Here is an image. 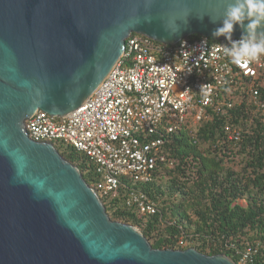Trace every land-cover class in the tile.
<instances>
[{"label":"water","instance_id":"95a60500","mask_svg":"<svg viewBox=\"0 0 264 264\" xmlns=\"http://www.w3.org/2000/svg\"><path fill=\"white\" fill-rule=\"evenodd\" d=\"M231 2L0 0V264H237L226 254L153 248L138 227L111 219L53 143L25 128L39 109L78 108L133 33L170 45L193 34L225 40L212 33ZM171 19L174 35L164 27ZM240 34L237 26L233 38Z\"/></svg>","mask_w":264,"mask_h":264},{"label":"trees","instance_id":"16d2710c","mask_svg":"<svg viewBox=\"0 0 264 264\" xmlns=\"http://www.w3.org/2000/svg\"><path fill=\"white\" fill-rule=\"evenodd\" d=\"M244 81L221 88L225 104L210 107L195 127L187 122L164 137L160 153L166 159L159 160L149 183L123 177L114 191H101L100 176L87 155L60 140L49 142L98 189L111 219L138 227L153 248H194L240 263L250 247L251 263L264 264V84L256 82L259 96L254 99L250 79ZM133 191L154 201L156 213L130 203Z\"/></svg>","mask_w":264,"mask_h":264},{"label":"built area","instance_id":"2783aa9c","mask_svg":"<svg viewBox=\"0 0 264 264\" xmlns=\"http://www.w3.org/2000/svg\"><path fill=\"white\" fill-rule=\"evenodd\" d=\"M227 43L202 36L170 45L131 34L120 60L78 108L65 116L39 109L26 119V130L37 142L60 140L87 155L100 176L101 191H114L123 177L149 183L159 160L166 159L160 153L164 137L187 122L195 127L210 107L224 105L221 88L242 85L246 77L252 97L259 96L264 57L237 66L219 51ZM131 202L142 212L157 211L144 193L133 191ZM251 255L249 247L237 264H252Z\"/></svg>","mask_w":264,"mask_h":264},{"label":"clouds","instance_id":"9594fccd","mask_svg":"<svg viewBox=\"0 0 264 264\" xmlns=\"http://www.w3.org/2000/svg\"><path fill=\"white\" fill-rule=\"evenodd\" d=\"M185 9L183 20L187 22L190 12ZM145 19L150 20V17ZM175 21L176 19H171L164 25L169 35L178 31ZM237 26L241 29V34L238 40H234L233 32ZM212 36H223L228 42L219 51L231 63L246 67L259 62L261 57H264V0H232L225 8L220 26L213 31Z\"/></svg>","mask_w":264,"mask_h":264},{"label":"rangeland","instance_id":"374dc122","mask_svg":"<svg viewBox=\"0 0 264 264\" xmlns=\"http://www.w3.org/2000/svg\"><path fill=\"white\" fill-rule=\"evenodd\" d=\"M239 203L242 204V205H244V206L247 205L246 201H244V200H240Z\"/></svg>","mask_w":264,"mask_h":264},{"label":"flooded vegetation","instance_id":"af4514ba","mask_svg":"<svg viewBox=\"0 0 264 264\" xmlns=\"http://www.w3.org/2000/svg\"><path fill=\"white\" fill-rule=\"evenodd\" d=\"M26 122V121H25ZM26 128V127H25Z\"/></svg>","mask_w":264,"mask_h":264}]
</instances>
